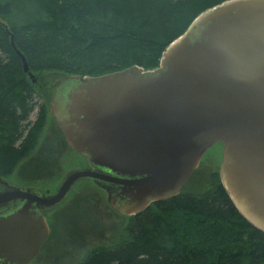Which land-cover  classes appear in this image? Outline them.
<instances>
[{
    "label": "water",
    "instance_id": "water-1",
    "mask_svg": "<svg viewBox=\"0 0 264 264\" xmlns=\"http://www.w3.org/2000/svg\"><path fill=\"white\" fill-rule=\"evenodd\" d=\"M49 112L85 166L67 169L51 194L0 178V264L32 262L49 235L45 214L78 182L104 191L117 214L135 216L178 195L215 144L229 200L264 233V0L201 11L155 68L58 77Z\"/></svg>",
    "mask_w": 264,
    "mask_h": 264
},
{
    "label": "trees",
    "instance_id": "trees-1",
    "mask_svg": "<svg viewBox=\"0 0 264 264\" xmlns=\"http://www.w3.org/2000/svg\"><path fill=\"white\" fill-rule=\"evenodd\" d=\"M222 1L0 0V178L29 156L49 107L23 72L11 35L33 73L98 76L133 65L147 70L158 66L164 48L198 13ZM38 158L31 156L27 165ZM54 158L39 164L47 168ZM85 207L87 216L92 207ZM102 208L100 213H116L106 202ZM127 218L123 241L91 248L77 264H264V233L236 211L218 170L211 188H183ZM88 230L101 236L95 227Z\"/></svg>",
    "mask_w": 264,
    "mask_h": 264
},
{
    "label": "rangeland",
    "instance_id": "rangeland-1",
    "mask_svg": "<svg viewBox=\"0 0 264 264\" xmlns=\"http://www.w3.org/2000/svg\"><path fill=\"white\" fill-rule=\"evenodd\" d=\"M34 74L37 76V82L32 85L44 96V99L47 98L49 106L52 84L62 74L49 71ZM35 114L36 111L34 110L30 115V120L34 119ZM33 155L39 158L35 162L36 165L29 166L27 163ZM49 155L55 158L53 160L48 159L47 168L41 166L39 164L40 159ZM220 159V144L208 148L197 169L184 185V190L201 192L211 188V181L215 178ZM76 166H85V163L77 153L65 144L48 107L43 129L29 156L18 164L12 174L1 178V180L14 186H35L46 194H51L64 172ZM28 173L31 174V177H26ZM84 181L78 182L65 201L51 214V217L47 218L49 236L42 243L33 260L34 264H77L86 255L87 250L102 244L115 245L125 239V228L129 224V219L107 209H105L106 214L100 213V209L104 211L102 207L106 202L105 192L98 187L99 190L95 189L96 186L93 183L95 187L83 184ZM95 192L97 198L91 196V193ZM98 200L101 201L100 209L96 211ZM88 203L92 208L87 216H84L82 210L84 211L85 205ZM59 220L61 227L58 226ZM92 227L99 230L101 236L98 235L97 237L94 232H91L92 230H88Z\"/></svg>",
    "mask_w": 264,
    "mask_h": 264
},
{
    "label": "flooded vegetation",
    "instance_id": "flooded-vegetation-1",
    "mask_svg": "<svg viewBox=\"0 0 264 264\" xmlns=\"http://www.w3.org/2000/svg\"><path fill=\"white\" fill-rule=\"evenodd\" d=\"M53 213V212H52ZM52 213H49V214H45V218H46V222H47V218L50 216L51 217V214ZM48 224V223H47ZM48 227H49V225H48ZM49 236V235H48ZM34 260V259H33ZM33 260H32V262L30 263V264H33Z\"/></svg>",
    "mask_w": 264,
    "mask_h": 264
}]
</instances>
